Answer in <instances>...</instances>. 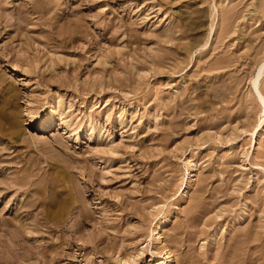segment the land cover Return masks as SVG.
Returning <instances> with one entry per match:
<instances>
[{"label": "rangeland", "instance_id": "obj_1", "mask_svg": "<svg viewBox=\"0 0 264 264\" xmlns=\"http://www.w3.org/2000/svg\"><path fill=\"white\" fill-rule=\"evenodd\" d=\"M0 264H264V0H0Z\"/></svg>", "mask_w": 264, "mask_h": 264}, {"label": "bare ground", "instance_id": "obj_2", "mask_svg": "<svg viewBox=\"0 0 264 264\" xmlns=\"http://www.w3.org/2000/svg\"><path fill=\"white\" fill-rule=\"evenodd\" d=\"M255 88V87H254Z\"/></svg>", "mask_w": 264, "mask_h": 264}]
</instances>
